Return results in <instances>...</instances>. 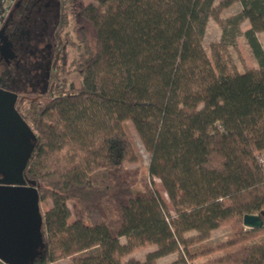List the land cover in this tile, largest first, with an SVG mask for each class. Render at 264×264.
<instances>
[{"label": "trees", "instance_id": "trees-1", "mask_svg": "<svg viewBox=\"0 0 264 264\" xmlns=\"http://www.w3.org/2000/svg\"><path fill=\"white\" fill-rule=\"evenodd\" d=\"M232 1L79 0L92 45L84 30L72 37L63 12L62 45L76 51L62 50L50 93L17 108L35 136L24 174L50 200L32 264H156L173 252L187 264H264V226L242 224L264 216V0H236L219 20ZM211 16L221 26L212 61L202 46ZM244 20L257 66L240 72L214 49ZM71 70L77 87L64 83ZM126 122L151 150L147 173L130 166L139 156ZM69 200L80 213L72 221ZM219 226L226 239L189 249L186 231L201 242ZM146 244L155 248L144 259L129 256Z\"/></svg>", "mask_w": 264, "mask_h": 264}, {"label": "flooded vegetation", "instance_id": "flooded-vegetation-1", "mask_svg": "<svg viewBox=\"0 0 264 264\" xmlns=\"http://www.w3.org/2000/svg\"><path fill=\"white\" fill-rule=\"evenodd\" d=\"M77 6H80L78 0H15L3 16L5 9L0 0V88L17 94L16 110L20 106L18 103L36 101L51 92L56 64L62 50L70 47L68 43L62 45L60 17L65 12L66 26L71 25L72 13L79 14ZM21 27L28 30L26 38L20 33ZM66 30H70L69 27ZM22 141L27 142V137L23 135ZM24 169L22 178L29 185L31 180ZM2 178L0 172V180ZM16 243L21 244L20 239ZM40 247L37 243L34 249Z\"/></svg>", "mask_w": 264, "mask_h": 264}, {"label": "water", "instance_id": "water-1", "mask_svg": "<svg viewBox=\"0 0 264 264\" xmlns=\"http://www.w3.org/2000/svg\"><path fill=\"white\" fill-rule=\"evenodd\" d=\"M17 94L0 88V261L17 264L14 256L25 258L39 243L43 213L35 184H25L22 170L34 148L35 136L15 107ZM28 141L23 142L22 136ZM242 224L248 228L264 226L262 214H244ZM21 244L16 243L17 240ZM41 253V252H40Z\"/></svg>", "mask_w": 264, "mask_h": 264}, {"label": "rangeland", "instance_id": "rangeland-1", "mask_svg": "<svg viewBox=\"0 0 264 264\" xmlns=\"http://www.w3.org/2000/svg\"><path fill=\"white\" fill-rule=\"evenodd\" d=\"M3 2L4 6V13L3 16L7 14L8 9H10V5L15 0H1ZM79 1V0H78ZM83 4L89 3L90 0H80ZM221 0H214V5H218V3ZM79 6L76 7L78 9ZM239 9V3L238 1H232L228 6H224L219 10L218 17L219 20L224 19L226 16H229L230 14H233ZM73 23L67 27H69L71 31V35L73 38L77 36H82L83 33L82 30H84V33L86 37L88 38V42L90 45H92L93 42V36H92V28L91 26L86 23L82 18L75 14V11L72 13ZM76 15V16H74ZM5 18V17H4ZM16 19V18H15ZM218 18L210 17L208 19L204 36L202 39V46L207 54V56L212 61V43H216L220 41V35H221V26L219 24ZM75 23V24H74ZM249 26V23L247 20L242 21L239 24L240 33L234 36L233 40V33L228 32L224 39L218 46L214 49V51L217 52L218 55H220L221 59L226 61L229 65H234V67L242 72L249 68H255L257 66L256 60L253 57L246 39L244 35L242 34V31H244ZM20 33L23 35V37L26 38L28 36V30L26 27H21ZM256 36L261 44L262 49L264 50V31H257ZM28 38V37H27ZM22 40V39H21ZM68 51L71 53L72 51H76L75 47H68ZM82 79V75L76 71L71 70L67 77L64 80V83L67 87L74 86L77 87L80 85ZM126 128L128 132L130 133L134 144L137 149V153L139 156V161L137 163L130 164V166L140 165L145 173L148 172V165L150 161V155L151 150L150 148L143 142L139 134L136 132V130L133 128L130 122L125 123ZM150 179L155 183L156 186L159 187L161 190V194L163 197L168 200V195L164 191L161 179L157 175H151ZM67 205L70 210V217L69 221H72L76 218H80V213L78 210V207L76 203L72 200L67 201ZM39 206L41 209V212L44 214V212L49 208L50 206V200H40ZM83 222L88 224L89 221L87 219H83ZM230 234V229L227 226H219L214 229H212L209 232V237L205 240H202L201 242L198 241L197 238V231L196 230H189L186 231L183 235L187 238V246L190 248H196L202 245V243H215L217 241H222L228 237ZM124 238H120V242H123ZM155 248V245L152 244H146L143 247H139L135 249L132 253L129 254V256L135 257L137 259H144L145 253L149 250H152ZM183 248V247H182ZM41 252V247L38 249H33L29 255H27L25 258L22 259L21 256H14L13 260L17 262V264H32L34 258L39 255ZM181 254L182 252H173L166 255H163L155 260L156 264H187L185 261L181 260ZM218 253H215V255ZM0 264H5L2 261H0ZM49 264H70L69 258L59 259L56 260L55 263H49ZM229 264H237V263H229Z\"/></svg>", "mask_w": 264, "mask_h": 264}, {"label": "built area", "instance_id": "built-area-1", "mask_svg": "<svg viewBox=\"0 0 264 264\" xmlns=\"http://www.w3.org/2000/svg\"><path fill=\"white\" fill-rule=\"evenodd\" d=\"M257 161L264 170V149L257 154Z\"/></svg>", "mask_w": 264, "mask_h": 264}, {"label": "crops", "instance_id": "crops-1", "mask_svg": "<svg viewBox=\"0 0 264 264\" xmlns=\"http://www.w3.org/2000/svg\"><path fill=\"white\" fill-rule=\"evenodd\" d=\"M53 263H55V261Z\"/></svg>", "mask_w": 264, "mask_h": 264}]
</instances>
